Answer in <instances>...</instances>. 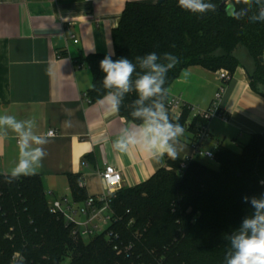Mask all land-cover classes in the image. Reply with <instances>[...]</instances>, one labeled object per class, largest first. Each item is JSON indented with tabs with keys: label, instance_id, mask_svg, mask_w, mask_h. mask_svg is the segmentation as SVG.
<instances>
[{
	"label": "trees",
	"instance_id": "trees-1",
	"mask_svg": "<svg viewBox=\"0 0 264 264\" xmlns=\"http://www.w3.org/2000/svg\"><path fill=\"white\" fill-rule=\"evenodd\" d=\"M211 0L216 10L193 15L178 6V0L145 3L128 1L111 31L113 60L133 59L149 52L172 53L180 63L169 71L165 87L189 66L230 75L243 66L250 88L264 96V22L236 19L241 5L237 0ZM230 4V8L227 5ZM246 50L252 68L236 57ZM106 54L84 58L91 75L86 91L89 102L106 93L105 75L99 62ZM135 62V61H134ZM226 82V81H224ZM223 82V83H224ZM134 93L127 95L118 114L130 116ZM168 100L166 97L165 104ZM191 107L170 119L181 125L190 118L188 130L204 120L190 117ZM218 168H209L192 159L179 171L181 159L165 156V167L149 179L131 187H121L109 197L113 217L105 231L85 241L73 239L63 219L49 212L39 175L11 183L0 175V264H7L14 251L23 264H223L228 236L239 228L253 209L243 197L264 193V132L251 134L239 152L218 144L214 152ZM71 199H86L78 177L69 176ZM128 247L126 251L117 253Z\"/></svg>",
	"mask_w": 264,
	"mask_h": 264
},
{
	"label": "crops",
	"instance_id": "crops-1",
	"mask_svg": "<svg viewBox=\"0 0 264 264\" xmlns=\"http://www.w3.org/2000/svg\"><path fill=\"white\" fill-rule=\"evenodd\" d=\"M128 1L158 0H0V114L34 119L37 133L48 137L43 166L35 174L48 202L71 199L69 176L81 179L86 196L101 195L98 172L104 165L120 169L121 187L139 184L166 166L165 157L157 163L115 153L111 141L132 122L107 112L101 98H86L91 75L84 58L113 55L111 31ZM167 89L168 98L179 97L192 107L191 115L208 108L220 91L215 104L225 119L209 120L205 149L222 143L227 133L247 142L251 134L264 132V96L250 88L241 65L224 83L216 71L189 66ZM49 130L55 134L48 136ZM189 141L188 135L181 137L178 159L191 154ZM17 160V141L9 133L0 140V175H8Z\"/></svg>",
	"mask_w": 264,
	"mask_h": 264
},
{
	"label": "clouds",
	"instance_id": "clouds-1",
	"mask_svg": "<svg viewBox=\"0 0 264 264\" xmlns=\"http://www.w3.org/2000/svg\"><path fill=\"white\" fill-rule=\"evenodd\" d=\"M237 2L241 7L234 18L264 22V0ZM178 6L201 16L216 10L211 0H178ZM134 61L128 57L113 60L110 55H105L99 62L105 74L101 84L106 90L99 103L107 112L117 114L127 95L134 93L136 96L131 104L132 123L122 128L111 141V147L115 153L144 156L157 163L165 156L176 160L183 150L181 137L185 129L168 115L165 105L168 89L165 85L169 71L180 63L179 57L169 52H149L136 56ZM9 133L15 135L18 147V160L7 176L11 183L37 174L46 156L44 146L48 137L37 133L34 119L0 114V140L6 139ZM243 200L253 211L228 236L229 246L223 264H264V193L259 197L245 196Z\"/></svg>",
	"mask_w": 264,
	"mask_h": 264
},
{
	"label": "built area",
	"instance_id": "built-area-1",
	"mask_svg": "<svg viewBox=\"0 0 264 264\" xmlns=\"http://www.w3.org/2000/svg\"><path fill=\"white\" fill-rule=\"evenodd\" d=\"M216 74L221 82L227 81L231 76L228 70L223 68L216 70ZM219 95L220 91L218 90L215 93L214 101L208 108L197 110L194 114H190V117L198 116L204 120L195 126V131L193 133L188 130L191 121L190 118L182 124L185 129L184 135L190 137L191 154L181 159L179 166L180 172L183 171L188 163L197 155L214 161V152L219 143H215L211 150L205 149L203 143L208 139L210 134L208 128L209 120L213 117L225 119V115L216 108L215 103ZM165 105L168 115L174 119H178L181 116L183 108L191 107L183 103L179 97L168 98ZM191 111L192 107L190 112ZM46 134L48 136H53L55 131L49 130ZM98 173L104 185V190L101 195L87 196L81 203H76L72 201V199L66 197L53 199L50 202L47 201L49 212L63 219L65 224L68 225L70 233L75 240L79 238L83 240L89 239L105 231L112 220L113 213L109 207V197L121 188V171L113 165H104L103 169ZM78 186L83 187L81 179H78ZM114 249H116L117 253H120L121 251H126L128 247L119 249L114 246ZM7 264H23V258L19 252L14 251ZM62 264H68V260L66 259Z\"/></svg>",
	"mask_w": 264,
	"mask_h": 264
},
{
	"label": "rangeland",
	"instance_id": "rangeland-1",
	"mask_svg": "<svg viewBox=\"0 0 264 264\" xmlns=\"http://www.w3.org/2000/svg\"><path fill=\"white\" fill-rule=\"evenodd\" d=\"M236 53V57L238 58V60L241 62V64L245 65L247 68H252L253 66V61L250 60L246 50L242 47H237L235 50ZM262 57H264V54H262ZM261 62V61H260ZM264 62V61H262ZM216 119L217 117H213L212 119ZM231 133H233L231 131ZM228 135H226L224 141H222V143H220L221 145H223L226 148L231 149L232 151L235 152H239L242 148V146L246 143V141L244 140V138L241 137H237L236 134L233 133V135L231 136L230 133H227ZM200 156V155H199ZM200 163H202L203 165L212 168V169H217L218 166L216 164L215 161L207 159L203 156H200ZM89 239H85V241H88Z\"/></svg>",
	"mask_w": 264,
	"mask_h": 264
},
{
	"label": "water",
	"instance_id": "water-1",
	"mask_svg": "<svg viewBox=\"0 0 264 264\" xmlns=\"http://www.w3.org/2000/svg\"><path fill=\"white\" fill-rule=\"evenodd\" d=\"M162 0H158V2H161ZM224 3H227V0H222L219 4V8H221V6L224 4ZM230 8V4L227 5V8L226 9H229ZM259 61H264V57H259Z\"/></svg>",
	"mask_w": 264,
	"mask_h": 264
}]
</instances>
